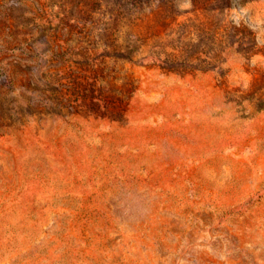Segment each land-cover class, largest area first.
Segmentation results:
<instances>
[{
	"label": "rangeland",
	"instance_id": "rangeland-1",
	"mask_svg": "<svg viewBox=\"0 0 264 264\" xmlns=\"http://www.w3.org/2000/svg\"><path fill=\"white\" fill-rule=\"evenodd\" d=\"M0 264H264V0H0Z\"/></svg>",
	"mask_w": 264,
	"mask_h": 264
}]
</instances>
